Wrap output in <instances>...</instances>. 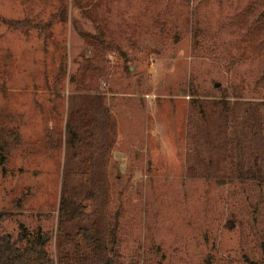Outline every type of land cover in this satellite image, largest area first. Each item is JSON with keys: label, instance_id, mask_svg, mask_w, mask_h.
<instances>
[{"label": "rangeland", "instance_id": "374dc122", "mask_svg": "<svg viewBox=\"0 0 264 264\" xmlns=\"http://www.w3.org/2000/svg\"><path fill=\"white\" fill-rule=\"evenodd\" d=\"M0 15L51 24L0 19V129L22 137L0 167L6 232L41 228L56 260L90 252V226L114 264H264V178L248 175L264 172V0H0ZM99 28L112 48L89 43ZM97 98L112 123L89 125ZM72 117L99 137L69 146ZM64 185L89 220L60 224Z\"/></svg>", "mask_w": 264, "mask_h": 264}, {"label": "trees", "instance_id": "16d2710c", "mask_svg": "<svg viewBox=\"0 0 264 264\" xmlns=\"http://www.w3.org/2000/svg\"><path fill=\"white\" fill-rule=\"evenodd\" d=\"M83 13L85 15H91L89 9H83ZM66 17V8L63 6L57 14L52 16V19H66ZM0 19L5 21L12 28L22 30L26 34H28L33 27L41 29L51 26L49 23L42 27L41 24H35L33 18L30 17H25L23 19H8L0 15ZM106 30V28H99L94 34L88 32L84 35L87 36L89 43H92V45L100 46L105 49L112 48L115 42L113 38L107 36ZM85 61L90 62L88 58H85ZM97 100L100 111L95 108L96 115L93 120L94 122L92 121L89 125L98 126L101 122L112 123L108 108L104 104L102 105L100 99L97 98ZM95 130L97 129L95 128ZM68 132V145L72 148L84 143L90 145L92 137L97 139L100 135L98 134L99 131L93 133L89 130L79 131L73 117L69 122ZM47 138L50 147L54 148L56 146L55 134H49ZM21 140L22 137L19 130L11 128L0 129V167L4 171L9 165L15 147ZM107 148L108 145L104 143L96 154H92V156L88 158L92 166L93 185L94 188L96 187V190L88 192L86 198L95 200L96 203L100 201L105 203L107 201V185L100 175L102 172V164L100 163H103L104 159H107ZM248 175L250 177L260 175L264 178L261 163L257 164V168L250 170ZM65 189L64 185L58 210L60 224L68 220H89L91 213L87 211L86 205L70 198ZM260 197L261 198L258 199L255 205V210L260 208V202L262 200L261 194ZM7 217V212L0 211V264H114L115 260L111 254V248H109L108 242L106 241L107 232L105 228L96 227L94 229L90 226L81 227L78 234L82 237L84 242L89 245L91 249L90 252L76 256L64 255L61 259L56 260L47 248L50 240V234L48 232H44L41 228L31 232L24 223H21L18 235L14 237L4 230L3 223ZM94 223L96 224L97 220L94 221Z\"/></svg>", "mask_w": 264, "mask_h": 264}, {"label": "water", "instance_id": "95a60500", "mask_svg": "<svg viewBox=\"0 0 264 264\" xmlns=\"http://www.w3.org/2000/svg\"><path fill=\"white\" fill-rule=\"evenodd\" d=\"M216 86H219V84L217 83Z\"/></svg>", "mask_w": 264, "mask_h": 264}]
</instances>
